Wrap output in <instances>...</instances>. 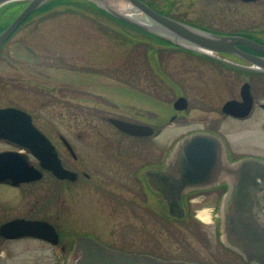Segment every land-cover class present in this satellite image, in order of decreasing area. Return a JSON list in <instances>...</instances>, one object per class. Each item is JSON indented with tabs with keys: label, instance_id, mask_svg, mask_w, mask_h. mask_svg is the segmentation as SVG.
I'll use <instances>...</instances> for the list:
<instances>
[{
	"label": "flooded vegetation",
	"instance_id": "af4514ba",
	"mask_svg": "<svg viewBox=\"0 0 264 264\" xmlns=\"http://www.w3.org/2000/svg\"><path fill=\"white\" fill-rule=\"evenodd\" d=\"M145 1L179 22L216 35L235 37L240 40L235 43L239 51L220 50L207 54L169 39H166L167 42L159 36L163 39L160 44L168 46L166 51L173 65L185 63L180 68L188 73L185 75L188 82L183 83V89L176 88L178 95L164 109L160 100L155 98L152 117L132 121L152 127L153 132L149 135H130L110 121L113 117L108 120L120 133L144 142L160 135L165 126L171 129L184 127V133L162 155L153 144L137 145L136 150L131 149V152L124 145L104 146L106 161L99 162L91 156V163L99 175L106 162L114 171L109 170L111 179L105 183L94 182L93 204L86 205V208L92 209L98 216L105 215V224L108 221L106 216L126 215L128 205L134 206L142 219L146 211L151 212L152 251L139 254H150L163 261L198 264H264V176H260L264 169L257 167L260 163L264 164V144L257 141L260 137L264 138V64L256 63L264 62V50L259 48L264 46V0H201L204 6L187 17L166 12ZM180 57L182 59L178 60ZM180 98L184 100L178 101ZM230 102L232 106L228 107ZM29 114L35 126L54 145L62 165L75 172L76 177L57 176L43 168L40 160L24 147L0 138V152H19L42 172L39 179L17 185L11 181H0L1 263H8L14 251L16 254H29L33 263L74 264L79 257L77 243L81 237L93 238L111 248H123L100 236L102 230L91 228L98 232H80L78 222L75 220L74 224L73 216L69 217L72 214L76 217L77 212L83 210L80 191L84 184L81 181L92 180L93 173L81 170L83 164L78 147L63 132L60 131L58 138H54L40 127L32 113ZM193 135L218 142L217 148L224 153L227 164L238 163V169L218 174L213 162H206V166L201 161L184 162V167H211L199 181L186 183L179 169L181 161L174 159L183 154L177 149L179 141ZM256 136L259 138L254 140ZM145 153H151V159H145ZM188 153L186 157H194L191 152ZM66 154L72 161H66ZM134 157L138 183L135 193L129 197L128 184L121 180L124 173L122 162L127 165V160L131 161ZM48 194H51L49 198ZM203 214L209 218L206 219ZM15 219L48 224L38 228L36 235H4L2 226ZM141 222L140 232L143 235L145 228ZM159 223L166 224L164 228H167L168 234L165 239ZM176 226L192 234V242L186 238L187 243L176 248L183 240L180 235L177 237ZM16 242H20L17 247L11 245ZM190 243L198 247H191ZM203 243L208 248L215 246L217 251L203 253L200 248ZM237 248L245 249L248 256Z\"/></svg>",
	"mask_w": 264,
	"mask_h": 264
},
{
	"label": "rangeland",
	"instance_id": "374dc122",
	"mask_svg": "<svg viewBox=\"0 0 264 264\" xmlns=\"http://www.w3.org/2000/svg\"><path fill=\"white\" fill-rule=\"evenodd\" d=\"M147 1L181 17L190 16L188 14L204 6L201 0ZM26 3L27 0L15 1L0 7V32ZM127 24L108 17L82 0H63L34 14L0 48V107L14 106L32 113L40 127L54 138H58L61 131L78 147L83 164L81 170L94 176L92 180L81 181L84 184L80 191L83 210L77 212L76 217L75 214L69 216H73L74 224L75 220L78 222L80 232L97 231L91 228L102 230L99 235L114 246L141 253L152 251L151 212L146 211L142 219L136 208L128 205L126 215L106 216L105 224V215L98 216L86 208L93 204L94 182L105 183L111 179L109 170L114 171L106 162L99 175L93 168L91 156L97 161H106L103 152L106 145H124L131 152L137 145L153 144L160 155L168 150L184 133V127L171 129L165 126L160 135L144 142L120 133L108 118L131 121L151 118L154 99L158 98L164 109L178 95L177 89H183L188 82L185 77L188 73L180 68L185 63L173 65L166 51L168 46L161 45L158 37ZM257 138L259 136L253 139ZM257 141L264 144L263 137ZM145 155V159H151V153ZM65 159L72 161L67 154ZM135 164V157L131 161L128 159L127 165L122 162L121 180L128 184L129 197L135 193L138 183ZM48 195L49 198L51 194ZM141 220L145 228L143 235ZM158 225L165 239L168 234L164 228L166 224ZM179 226H183L182 223ZM176 230L177 237L180 235L183 239L176 248L187 243L188 238L192 242V234L183 232L178 226ZM19 244L11 245L17 247ZM189 246L198 247L194 243ZM200 248L203 253L217 251L215 246L208 248L204 243ZM11 255L8 263L0 260V264H44L33 263L29 254L13 251Z\"/></svg>",
	"mask_w": 264,
	"mask_h": 264
},
{
	"label": "water",
	"instance_id": "95a60500",
	"mask_svg": "<svg viewBox=\"0 0 264 264\" xmlns=\"http://www.w3.org/2000/svg\"><path fill=\"white\" fill-rule=\"evenodd\" d=\"M11 1L18 0H0V7ZM48 1L27 0V4L22 11L0 33V47L30 14ZM90 1L120 20L165 39L172 40L176 44L192 50L207 54L220 50L239 51L235 43L240 40H236L235 37L216 35L179 22L170 16L160 13L144 0ZM259 48L264 50V46ZM244 56L249 57L246 54ZM256 63L264 64L262 61H256ZM183 100V98H180L178 101ZM227 106H232V102L228 103ZM110 121L122 131L132 135H149L153 132V128L148 125L117 118H110ZM0 138L24 147L40 160L43 168L53 171L57 176L63 178L76 177L75 172L66 169L62 165L55 147L34 125L30 114L26 111L14 106L0 108ZM65 141L69 148H71V144L66 139ZM218 144V142L216 143L211 138L201 135L185 137L179 141L177 149L178 151H183V154L174 160L181 161V168L179 169L186 183L199 181L211 167H184V162L201 161L200 163H204V166L207 165L206 162H213L218 174L226 170L232 169L236 171L238 169V163L232 165L227 164L223 157L224 153L217 148ZM188 152H191L194 157H186L189 154ZM257 167L264 169V164L260 163ZM41 176L42 172L31 165L28 159L21 153L0 152V181H11L17 185L21 182L39 179ZM260 176H264V173L260 174ZM256 220L260 222L259 218ZM250 222L253 223L252 221ZM47 224L45 222L17 219L3 225L1 232L9 237H20L27 234L36 235L38 228H44ZM77 247L79 257L74 264H198L187 261H163L150 254L126 252L105 246L99 241L88 237H81L78 240ZM237 250L243 255L248 256L245 249L237 248Z\"/></svg>",
	"mask_w": 264,
	"mask_h": 264
},
{
	"label": "trees",
	"instance_id": "16d2710c",
	"mask_svg": "<svg viewBox=\"0 0 264 264\" xmlns=\"http://www.w3.org/2000/svg\"><path fill=\"white\" fill-rule=\"evenodd\" d=\"M66 1H69V0H66ZM82 1H84L85 3L89 4L90 6H92L95 10H97V11H99V12H102V13L106 14L108 17H111V18H113V19H116V20H118V21L124 23V24H127L126 22H123V21H121V20H119V19H117V18L111 16V15L108 14L106 11L102 10L101 8H99V7H98L96 4H94L92 1H90V0H82ZM58 2H63V0H51V1H49V2L46 3L44 6H42L40 9H38L36 12H34L33 14H31L28 18H30L31 16H33V15L36 14V13H40V12H42V11H45V10H47V9H49V8H51V7H53V6L56 5ZM28 18H27V19H28ZM127 25H129V26H131V27H135V26H132V25H130V24H127ZM135 28L138 29V30H141V29H139V28H137V27H135ZM141 31H143V30H141ZM143 32H145V31H143ZM160 41L163 42V40H161V39H160Z\"/></svg>",
	"mask_w": 264,
	"mask_h": 264
},
{
	"label": "bare ground",
	"instance_id": "6f19581e",
	"mask_svg": "<svg viewBox=\"0 0 264 264\" xmlns=\"http://www.w3.org/2000/svg\"><path fill=\"white\" fill-rule=\"evenodd\" d=\"M204 215V217L207 219V218H209L207 215H205V214H203Z\"/></svg>",
	"mask_w": 264,
	"mask_h": 264
}]
</instances>
